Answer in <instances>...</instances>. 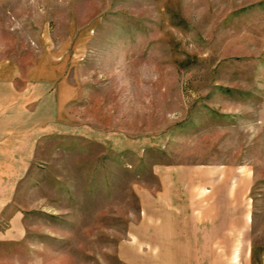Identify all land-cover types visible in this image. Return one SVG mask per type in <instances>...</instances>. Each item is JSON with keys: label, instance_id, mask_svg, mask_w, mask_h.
<instances>
[{"label": "rangeland", "instance_id": "374dc122", "mask_svg": "<svg viewBox=\"0 0 264 264\" xmlns=\"http://www.w3.org/2000/svg\"><path fill=\"white\" fill-rule=\"evenodd\" d=\"M3 63L62 128L0 264H264V0H0Z\"/></svg>", "mask_w": 264, "mask_h": 264}, {"label": "crops", "instance_id": "0c3cea01", "mask_svg": "<svg viewBox=\"0 0 264 264\" xmlns=\"http://www.w3.org/2000/svg\"><path fill=\"white\" fill-rule=\"evenodd\" d=\"M20 77L17 67L0 65V170L10 173L0 178L5 191L31 167L40 139L62 128L57 125L54 86L30 78L22 82ZM5 201L0 199L1 206Z\"/></svg>", "mask_w": 264, "mask_h": 264}]
</instances>
